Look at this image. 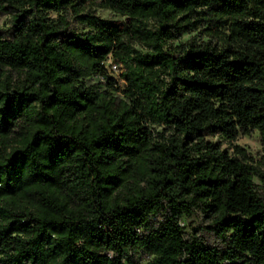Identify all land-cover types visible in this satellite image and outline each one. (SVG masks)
<instances>
[{
  "label": "trees",
  "instance_id": "16d2710c",
  "mask_svg": "<svg viewBox=\"0 0 264 264\" xmlns=\"http://www.w3.org/2000/svg\"><path fill=\"white\" fill-rule=\"evenodd\" d=\"M0 12V264H264V0ZM254 130L257 160L233 144Z\"/></svg>",
  "mask_w": 264,
  "mask_h": 264
},
{
  "label": "rangeland",
  "instance_id": "374dc122",
  "mask_svg": "<svg viewBox=\"0 0 264 264\" xmlns=\"http://www.w3.org/2000/svg\"><path fill=\"white\" fill-rule=\"evenodd\" d=\"M90 10L93 11V13L101 18L112 20L114 22L123 24L126 22V19L124 16L114 13L113 11L109 9H102L99 7H94L92 5L88 6ZM51 16H54V13L50 14ZM71 24H72V30L77 32H86L89 29L81 24H79L77 21H75L72 16L69 17ZM11 16L10 14H3L0 12V28H7L10 25ZM200 29L193 30L189 33L183 34L179 39L174 40L172 42L173 45H177L180 43H183L185 41L190 40L191 38H195L196 40H202L206 39L205 35L202 32H199ZM136 48H139V46H136ZM112 64L117 65V69H112ZM106 66L108 68L109 74L117 79L120 78V73L122 71V67L115 61H113L111 58L106 62ZM87 84H92L98 81L97 77H88L86 80ZM208 139L219 142L221 144L222 150H227L228 152H231L232 146L231 144H228L226 141L221 140L218 136H209ZM233 144H236L240 146L246 153L250 155V157L253 160L259 159V157L262 155L261 150V144L259 141V133L258 131L254 130L250 134H239L236 140L233 142ZM256 183H260L257 179H255ZM182 225L185 227V231L188 233H194L198 231V225L200 223H204V219L202 217L192 216L190 218L184 219L182 222ZM151 257L148 255H137L136 261L138 264H146L148 260H150Z\"/></svg>",
  "mask_w": 264,
  "mask_h": 264
},
{
  "label": "built area",
  "instance_id": "2783aa9c",
  "mask_svg": "<svg viewBox=\"0 0 264 264\" xmlns=\"http://www.w3.org/2000/svg\"><path fill=\"white\" fill-rule=\"evenodd\" d=\"M112 69H117V65L116 64H112Z\"/></svg>",
  "mask_w": 264,
  "mask_h": 264
}]
</instances>
